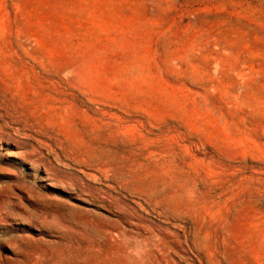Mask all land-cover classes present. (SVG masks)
Here are the masks:
<instances>
[{
	"label": "rangeland",
	"instance_id": "rangeland-1",
	"mask_svg": "<svg viewBox=\"0 0 264 264\" xmlns=\"http://www.w3.org/2000/svg\"><path fill=\"white\" fill-rule=\"evenodd\" d=\"M0 264H264V0H0Z\"/></svg>",
	"mask_w": 264,
	"mask_h": 264
}]
</instances>
